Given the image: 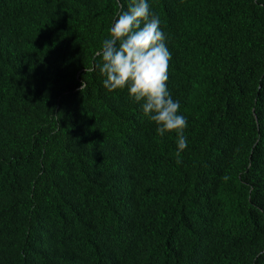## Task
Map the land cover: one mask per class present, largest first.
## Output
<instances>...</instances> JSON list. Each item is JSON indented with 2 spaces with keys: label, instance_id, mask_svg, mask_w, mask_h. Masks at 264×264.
<instances>
[{
  "label": "trees",
  "instance_id": "trees-1",
  "mask_svg": "<svg viewBox=\"0 0 264 264\" xmlns=\"http://www.w3.org/2000/svg\"><path fill=\"white\" fill-rule=\"evenodd\" d=\"M147 2L180 163L94 67L129 0H0V264H264V0Z\"/></svg>",
  "mask_w": 264,
  "mask_h": 264
},
{
  "label": "clouds",
  "instance_id": "clouds-1",
  "mask_svg": "<svg viewBox=\"0 0 264 264\" xmlns=\"http://www.w3.org/2000/svg\"><path fill=\"white\" fill-rule=\"evenodd\" d=\"M121 9L96 52L100 62L94 67L108 92L127 90L129 99L141 105L160 137L176 134L175 156L180 163L187 147V119L179 114V101L172 98L167 87L171 53L159 17L151 14L147 0H129L127 10L123 5Z\"/></svg>",
  "mask_w": 264,
  "mask_h": 264
}]
</instances>
